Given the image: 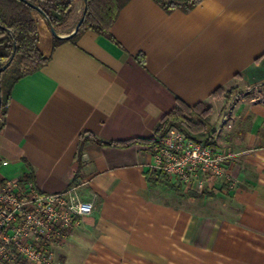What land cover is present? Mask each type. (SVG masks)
<instances>
[{
  "label": "crops",
  "instance_id": "1",
  "mask_svg": "<svg viewBox=\"0 0 264 264\" xmlns=\"http://www.w3.org/2000/svg\"><path fill=\"white\" fill-rule=\"evenodd\" d=\"M42 28L51 59L13 88L0 176L47 193L84 183L81 196L95 210L72 229L56 264H264V100L249 89L264 85V0H203L188 13L131 0L113 40L86 31L52 53L53 35ZM231 85L249 90L220 105L214 93ZM177 100L213 104L214 129L222 128L214 149L231 155L227 180L180 198L149 185L153 147L92 139L78 168L82 134L150 138Z\"/></svg>",
  "mask_w": 264,
  "mask_h": 264
},
{
  "label": "trees",
  "instance_id": "2",
  "mask_svg": "<svg viewBox=\"0 0 264 264\" xmlns=\"http://www.w3.org/2000/svg\"><path fill=\"white\" fill-rule=\"evenodd\" d=\"M80 0H0V71L10 63L0 76V131L5 126L6 117L11 102L14 86L22 78L34 74L44 68L50 61L51 55L42 50V23L45 17L50 21L57 33H71L84 12L82 1L81 16L73 27L76 5ZM131 0H88L87 13L79 32L72 38L61 39L52 37V50L66 42H76L77 38L86 31L95 32L103 37L113 40L111 28L116 22L121 10ZM166 12L170 13L180 9L186 13L193 10L203 0H154ZM48 26V24H47ZM49 28V26H48ZM50 29V28H49ZM69 29V30H68ZM145 61L142 56V62ZM232 87L220 88L214 93L215 99H225L226 94L233 93ZM231 97V96H230ZM264 100V99H263ZM213 106L208 102H202L195 106H189L181 100L173 110L164 115L154 129L150 138H137L127 142L103 141L92 134L84 133L80 136L77 163L81 167V158L88 139H92L103 146L121 145L129 146L133 143L154 147L167 135L171 127L184 131L190 138L197 142L214 147L216 132L211 128ZM77 178V177H76ZM147 180L151 187H163L169 190H179L176 183L163 173L149 172ZM199 197L198 194H191Z\"/></svg>",
  "mask_w": 264,
  "mask_h": 264
},
{
  "label": "built area",
  "instance_id": "3",
  "mask_svg": "<svg viewBox=\"0 0 264 264\" xmlns=\"http://www.w3.org/2000/svg\"><path fill=\"white\" fill-rule=\"evenodd\" d=\"M221 131L218 128L216 135ZM153 152L152 171L165 174L187 192H204L211 179L228 178L229 153L216 152L176 127ZM83 185L47 193L32 180L0 176V264H56L57 251L72 229L95 210L94 202L81 196Z\"/></svg>",
  "mask_w": 264,
  "mask_h": 264
},
{
  "label": "rangeland",
  "instance_id": "4",
  "mask_svg": "<svg viewBox=\"0 0 264 264\" xmlns=\"http://www.w3.org/2000/svg\"><path fill=\"white\" fill-rule=\"evenodd\" d=\"M81 10H82V1L80 0V1H78L77 5H76V9H75L74 15H73L74 18H73V20L70 23V28L69 29H71V27H73L75 25V23L77 22V20L81 16ZM60 34L66 35L67 33H60ZM240 86L239 87H237V86L232 87V89L230 88V90H232L233 93L231 95L226 94V98L225 99L223 98V100H221L222 102L220 103V105H223L224 103H226V105H229V103H234L237 99L241 98L244 95V92L243 91H247L249 89L252 90L251 92L255 93L254 94V97L255 98H259V99H262V100L264 99V85L263 84L262 85L261 84L260 85L258 84L257 86H254L253 88H249V89H246L244 86H241V87ZM211 105L213 106V104H211ZM213 109H214V106H213ZM211 125H212L211 128L212 127L214 128L213 120L211 122ZM216 131L217 130H215V132ZM176 186L178 188L180 187L177 184H176ZM174 193H175V196H177V197H180V198H181V196L186 197V190L184 188L179 189V190H176ZM188 195L189 196H192L191 194H188Z\"/></svg>",
  "mask_w": 264,
  "mask_h": 264
},
{
  "label": "water",
  "instance_id": "5",
  "mask_svg": "<svg viewBox=\"0 0 264 264\" xmlns=\"http://www.w3.org/2000/svg\"><path fill=\"white\" fill-rule=\"evenodd\" d=\"M83 2H84V12H83V15H82L80 21L78 22V24L76 25V27L74 28V30H73L71 33H69V34L62 35V34L57 33V32L54 30V28L52 27L50 21L45 17V20H46V22H47V24H48V26H49V28H50V30H51V33H52V35H53L54 37H56V38H61V39H68V38H72V37H74V36L79 32V30H80V28H81V26H82V24H83V22H84L85 15H86V13H87V8H88V0H83ZM9 65H10V63L6 64V65L2 68V70L0 71V76H1L2 71H3V70H6V69L9 67ZM0 104H1V97H0Z\"/></svg>",
  "mask_w": 264,
  "mask_h": 264
}]
</instances>
